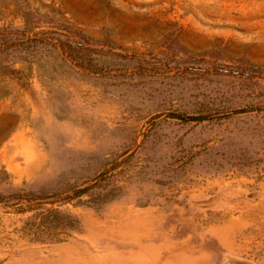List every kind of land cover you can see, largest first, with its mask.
Instances as JSON below:
<instances>
[{
  "label": "rangeland",
  "instance_id": "374dc122",
  "mask_svg": "<svg viewBox=\"0 0 264 264\" xmlns=\"http://www.w3.org/2000/svg\"><path fill=\"white\" fill-rule=\"evenodd\" d=\"M0 264H264V0H0Z\"/></svg>",
  "mask_w": 264,
  "mask_h": 264
},
{
  "label": "trees",
  "instance_id": "16d2710c",
  "mask_svg": "<svg viewBox=\"0 0 264 264\" xmlns=\"http://www.w3.org/2000/svg\"><path fill=\"white\" fill-rule=\"evenodd\" d=\"M43 40H44V38H41V37H39V36H35L33 39H32V41H35V42H43ZM58 40H60V39H58ZM59 42H61L62 43V40H60ZM54 44H56L55 42H54ZM80 56H82L81 55V53H79V51L77 50V49H72L71 50V57H73V59H75V60H77V62H79V58H80ZM179 117H180V115H178ZM180 118H183V117H180ZM187 119H189V120H195L196 119V117H187ZM34 202H36V201H31V203L30 204H34ZM51 212H52V210H51Z\"/></svg>",
  "mask_w": 264,
  "mask_h": 264
}]
</instances>
